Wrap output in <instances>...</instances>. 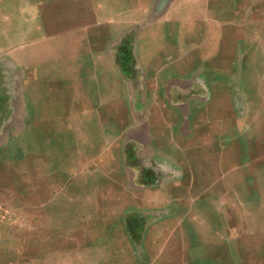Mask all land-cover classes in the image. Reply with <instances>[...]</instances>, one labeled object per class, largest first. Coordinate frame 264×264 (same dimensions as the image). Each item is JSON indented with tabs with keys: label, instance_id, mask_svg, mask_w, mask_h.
<instances>
[{
	"label": "rangeland",
	"instance_id": "obj_1",
	"mask_svg": "<svg viewBox=\"0 0 264 264\" xmlns=\"http://www.w3.org/2000/svg\"><path fill=\"white\" fill-rule=\"evenodd\" d=\"M137 1L130 6L120 0H0V264H148L152 247L143 239L162 234L161 226L153 230L154 220L162 215L147 211L152 205L162 206L161 197L119 198L111 189L105 195L96 192L98 196L83 198L61 191L65 175L77 170L75 160L67 155V144L75 148L76 139L83 135L52 129L80 121L64 117L66 96L52 81L37 87L46 91L42 94L27 81L59 73L72 54L64 44L69 30L90 32V52L79 55L87 57L84 72L91 84L88 103L85 95L91 113L88 125L110 129L135 122L151 126L159 154L155 160L167 157L177 170L171 176L176 193L178 143L184 133L188 141L204 144V154L214 152L206 144L218 143L217 157L222 159L226 154L220 147L232 128L252 120L243 112L264 108V101L244 100L241 92L231 91L218 80L197 76L196 60L189 53L191 69L185 83L155 84L144 78L141 33L153 9L163 13L164 2L159 0L154 8L147 0ZM63 15L73 21H54ZM156 72L151 68L149 73ZM107 133V145L102 130L85 135L91 148L85 162L90 171L114 186L116 141L110 130ZM223 168L220 165L219 171ZM156 173V179H162V172ZM122 202L128 208H140L138 253L132 252L129 243L115 240L113 217ZM82 207L87 208L86 214L81 213ZM177 232L170 229L167 234L172 237Z\"/></svg>",
	"mask_w": 264,
	"mask_h": 264
},
{
	"label": "crops",
	"instance_id": "obj_2",
	"mask_svg": "<svg viewBox=\"0 0 264 264\" xmlns=\"http://www.w3.org/2000/svg\"><path fill=\"white\" fill-rule=\"evenodd\" d=\"M161 1L164 2L161 14L155 12L159 0L146 1L155 10L146 31L141 33L144 78L155 84L185 83L189 53L196 60L197 76L218 80L231 91L241 92L246 96L244 100L264 101L263 88L258 91L245 88L264 87V0ZM122 2L130 6L138 4L137 0ZM70 18L63 15L54 21L68 22ZM67 33L64 44L72 54L62 63L59 73L51 79L26 80L41 94L46 91L37 87L52 81L66 96L64 117L70 122L80 121L52 129L57 133L83 135L76 139L74 150L67 144V155L75 160L72 164L77 170L65 175L66 184L61 191L83 198L98 196L96 192L105 195L103 192L111 189L119 198L161 197L162 206L147 208L148 213L162 215L153 223V230L161 226V236L143 239L146 246L152 247L153 258L148 264H264V108L243 112L244 117L252 120L232 128L233 133L220 147L226 154L222 159L217 157L218 143L206 144L214 152L204 154V144L188 141L184 133L178 143L180 170L176 193L170 173L162 172V179L154 175L157 147L151 126L135 122L110 129L88 125L91 84L84 72L87 57L79 55L90 52V32L72 29ZM151 68L157 70L154 76L149 73ZM235 86L242 89L236 91ZM93 130L104 132L106 145L107 131L115 138L118 170L114 186L90 171L89 162H85L91 156L89 138L85 135ZM220 165L224 167L221 172ZM81 209L83 214L88 212L85 207ZM139 215L138 205L128 208L122 202L113 217L115 240L129 243L136 253ZM170 229L178 232L171 237L167 234Z\"/></svg>",
	"mask_w": 264,
	"mask_h": 264
},
{
	"label": "clouds",
	"instance_id": "obj_3",
	"mask_svg": "<svg viewBox=\"0 0 264 264\" xmlns=\"http://www.w3.org/2000/svg\"><path fill=\"white\" fill-rule=\"evenodd\" d=\"M154 170L170 173L171 176H175L177 174V170L173 167L172 162L167 157H161L158 159Z\"/></svg>",
	"mask_w": 264,
	"mask_h": 264
}]
</instances>
